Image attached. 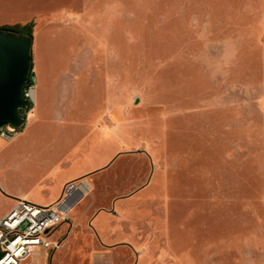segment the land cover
I'll use <instances>...</instances> for the list:
<instances>
[{"label": "rangeland", "instance_id": "obj_1", "mask_svg": "<svg viewBox=\"0 0 264 264\" xmlns=\"http://www.w3.org/2000/svg\"><path fill=\"white\" fill-rule=\"evenodd\" d=\"M28 26L36 114L0 152V215L90 190L25 264H264V0H0V29Z\"/></svg>", "mask_w": 264, "mask_h": 264}, {"label": "built area", "instance_id": "obj_2", "mask_svg": "<svg viewBox=\"0 0 264 264\" xmlns=\"http://www.w3.org/2000/svg\"><path fill=\"white\" fill-rule=\"evenodd\" d=\"M32 81V79H31ZM34 86L30 82L24 90L28 108L24 123L19 129L8 126L0 128V140L11 142L26 126V113L32 106L30 93ZM80 184L69 183L61 200L50 206H38L23 200L0 218V264H25L34 254L41 251H56L61 248V241L53 237L57 228L69 220L66 203L73 193L81 191ZM84 194L82 193V196Z\"/></svg>", "mask_w": 264, "mask_h": 264}, {"label": "water", "instance_id": "obj_3", "mask_svg": "<svg viewBox=\"0 0 264 264\" xmlns=\"http://www.w3.org/2000/svg\"><path fill=\"white\" fill-rule=\"evenodd\" d=\"M31 47L29 36L0 29V128L19 129L24 123L19 111L28 108L24 90L31 82Z\"/></svg>", "mask_w": 264, "mask_h": 264}, {"label": "crops", "instance_id": "obj_4", "mask_svg": "<svg viewBox=\"0 0 264 264\" xmlns=\"http://www.w3.org/2000/svg\"><path fill=\"white\" fill-rule=\"evenodd\" d=\"M34 103H36V94H35ZM35 107H36V104H34L32 106V108L30 109V111L28 113H26V122H27L28 118L30 120V118L36 114V108ZM32 123H33V120H31L30 123L27 124L22 131L26 130L27 127H29ZM22 131L11 142H5V141L0 140V152L2 151V149L5 146L13 143L18 137H20V135L22 134ZM84 175L85 174L70 178L69 180L62 183L58 187H51L50 190H48V196L46 198H42V199H32L29 196V194H26V193L25 194L24 193H18V195L9 193V196H6V198L11 200L13 205L11 206V208H9V210H7L5 213L1 214L0 218L3 217L6 213H8L16 205V202L18 200H23V201H26V202H29V203H32V204H35L38 206H50V205L58 202L63 197L64 192H65V187L67 186V184L74 182L75 180H77L79 178H82ZM83 197H84V195L81 198H83ZM81 198L78 197V201H80ZM70 205L71 206L69 208H66L69 219H71L74 216L75 207H76V204H70ZM116 209L118 212L121 211V207L115 208V206L113 205L111 209L103 211V212H98L92 218V224H93L94 229L100 233L102 238L104 237L105 240L107 239V241H110L112 239H118L119 240L123 237L120 223L117 220H114ZM101 213H103L106 217H104L100 220H97L98 216ZM67 245H68V240L65 241V243H64L65 248L67 247ZM114 251H115V248H114V250H108V253H113ZM98 257H100V259H103L105 257V255L100 254V256H98Z\"/></svg>", "mask_w": 264, "mask_h": 264}, {"label": "bare ground", "instance_id": "obj_5", "mask_svg": "<svg viewBox=\"0 0 264 264\" xmlns=\"http://www.w3.org/2000/svg\"><path fill=\"white\" fill-rule=\"evenodd\" d=\"M36 84V83H35ZM36 87V86H35ZM35 90V89H34ZM35 91H32L31 93H30V96L33 98V100L35 101ZM34 104H36V103H34ZM36 108V107H35ZM79 188L81 189V191H82V193L84 194V195H87V193L89 192V190H90V186H89V184L87 183V182H82L80 185H79ZM67 203H68V201H67ZM66 203V204H67Z\"/></svg>", "mask_w": 264, "mask_h": 264}, {"label": "trees", "instance_id": "obj_6", "mask_svg": "<svg viewBox=\"0 0 264 264\" xmlns=\"http://www.w3.org/2000/svg\"><path fill=\"white\" fill-rule=\"evenodd\" d=\"M24 29H25V33H22V34H25V35L31 37L30 26L25 27ZM2 30H9V31L16 32L14 29H6V28H3ZM30 77H31V76H30ZM20 112H21V111H19V113H20Z\"/></svg>", "mask_w": 264, "mask_h": 264}]
</instances>
